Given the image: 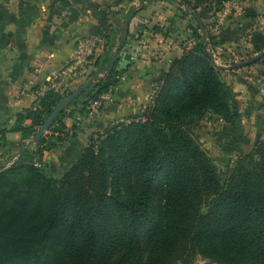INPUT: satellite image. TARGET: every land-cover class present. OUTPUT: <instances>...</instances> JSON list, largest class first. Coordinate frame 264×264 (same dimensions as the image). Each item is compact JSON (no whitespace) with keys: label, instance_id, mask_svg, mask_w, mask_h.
<instances>
[{"label":"trees","instance_id":"16d2710c","mask_svg":"<svg viewBox=\"0 0 264 264\" xmlns=\"http://www.w3.org/2000/svg\"><path fill=\"white\" fill-rule=\"evenodd\" d=\"M226 1L183 0L185 13L195 20L192 46L174 60L142 113L95 133L60 177L46 170L45 152L77 136L78 119L69 128L66 117L78 108L85 118L89 101L123 78L121 51L107 68L119 45L117 34L143 1L105 36V50L94 63L99 78L39 141V129L66 97L55 87L17 114L13 130L22 133L21 140L9 141L7 130L0 129V154L20 152L0 166V264H192L197 256L217 264H264V139L223 181L195 130L208 112L228 120L237 94L219 74L213 47L220 42L198 11L206 2L219 11ZM252 43L254 52L263 50L264 33L255 32ZM81 97L86 98L76 105ZM158 187L164 203L153 208Z\"/></svg>","mask_w":264,"mask_h":264},{"label":"crops","instance_id":"0c3cea01","mask_svg":"<svg viewBox=\"0 0 264 264\" xmlns=\"http://www.w3.org/2000/svg\"><path fill=\"white\" fill-rule=\"evenodd\" d=\"M137 1H130L128 5V0H124L116 5L115 0H0V129L7 130L9 141L18 142L22 138L20 131L13 130L17 114L38 104V95L46 91L47 82L55 75H67L73 70L70 63L76 42L93 34L104 35V39L113 35L119 20ZM198 11L218 37V52L241 59L247 54L256 55L252 36L255 32L264 33V0H229L216 12L206 2ZM113 12L117 13L115 18ZM126 21L127 35L121 50V63L126 72L111 91L106 108L85 118L76 108L73 117L65 118L69 128L76 119L81 120L77 122V136L45 152V168L54 176L63 175L71 167L95 133L118 120L142 113L174 60L192 46L189 45L192 43L190 26L195 25V20L185 13L182 4L148 0ZM243 69L246 74H253V77L247 75V79L254 83L253 91L248 93V101L254 106L249 108L251 114L243 113L244 118L249 117L255 127L262 126L264 66L256 63ZM82 81L61 77L55 88L66 94L71 87L77 89ZM243 86L247 91V86ZM252 95L260 101H252ZM248 101H241L243 110L250 105ZM25 124L29 125L30 120ZM19 153L13 150L0 154V166L11 163Z\"/></svg>","mask_w":264,"mask_h":264},{"label":"rangeland","instance_id":"374dc122","mask_svg":"<svg viewBox=\"0 0 264 264\" xmlns=\"http://www.w3.org/2000/svg\"><path fill=\"white\" fill-rule=\"evenodd\" d=\"M128 0L127 4L130 3ZM143 1V2H142ZM148 0H141L143 4ZM173 3L179 4L177 0H171ZM193 2V0H191ZM139 0L136 2V4ZM134 4V5H136ZM129 5V4H128ZM132 5L130 9L134 6ZM122 11V10H121ZM120 11V12H121ZM117 42L120 40V34H117ZM214 50L215 62L218 67V71L220 76L229 84L233 86V88L238 91V94L235 96V100L233 101L232 111L230 114V118H224L218 114L213 112H208L205 117L200 121L199 125L196 127V133L199 136L200 141L203 146L207 149L208 153L211 155L213 161L217 165L218 171L222 180H226V178L232 173L235 166L237 165V161L241 156L249 154L256 142L258 140L264 139V125L255 127L254 124L251 123V119H245L244 114H251L249 108L253 107L254 104L248 101L249 92L253 91L254 83L253 80L247 79V75L253 77V74H246L243 69L244 65L241 63L244 59L251 60L252 58L259 55L263 50L254 52L256 55L251 56L247 54L243 59L240 57H230L225 56L216 50ZM113 51V50H112ZM220 51V50H219ZM225 56V57H224ZM243 54H241V57ZM232 58V60H231ZM236 61H235V59ZM122 60V59H121ZM234 63H239L240 67L232 66ZM260 65L264 66V59L259 62ZM255 65V64H252ZM119 69H124L123 63L118 64ZM235 68V69H234ZM98 71V70H97ZM102 74V73H101ZM249 77V76H248ZM90 78L98 79L99 75L96 73V68H90V72L88 75L82 79V85ZM249 80V83H248ZM245 84L246 88L243 86ZM73 83L70 85L72 86ZM79 85V86H80ZM77 86V87H79ZM70 92L74 91L76 88H69ZM69 93H66V96ZM86 97L79 98L76 105L82 103V101ZM252 101H260V98L252 95ZM248 101L250 105L247 110H243L241 106V101ZM242 107V108H241ZM244 113V114H243ZM8 149V148H6ZM57 177V176H56ZM60 177V176H59ZM164 191L162 187H158L155 197L153 198V208H157L164 203L163 200ZM216 197H210L203 206V211L206 212L214 203ZM192 264H217L207 258H203L201 256H197L195 261Z\"/></svg>","mask_w":264,"mask_h":264},{"label":"built area","instance_id":"2783aa9c","mask_svg":"<svg viewBox=\"0 0 264 264\" xmlns=\"http://www.w3.org/2000/svg\"><path fill=\"white\" fill-rule=\"evenodd\" d=\"M105 44L104 37L97 34L79 39L76 42L74 55L70 63L73 70L67 75H63L62 73L55 75L49 81V85H46L45 88L56 87V84L61 77H66V79H69L70 81L83 79L85 75L89 74L90 68H96L94 63L97 57L104 52ZM189 45L191 46L192 43ZM110 99L111 91L103 93L97 99L90 100L87 106L89 113H97L102 108H106L109 105ZM78 120H81V118L79 117Z\"/></svg>","mask_w":264,"mask_h":264},{"label":"water","instance_id":"95a60500","mask_svg":"<svg viewBox=\"0 0 264 264\" xmlns=\"http://www.w3.org/2000/svg\"><path fill=\"white\" fill-rule=\"evenodd\" d=\"M179 3H181L182 5L184 4L183 0H177ZM127 22L124 24L123 26V30H122V34L120 36V40H119V45L118 48L116 49L115 55L112 58L107 71H110L112 69V67L114 66L117 56L119 55L123 44L125 42L126 39V35H127ZM204 39H207L206 33H204ZM264 56V49L263 51L257 55L256 58L262 57ZM236 67H240V65H237ZM93 78H90L88 81H86L85 83H83L80 87H78L77 89H75L74 91H72L71 93L68 94V96H66L56 107L55 109L50 113V115L47 117V119L45 120L44 124L42 125V127L39 129L36 137H35V141H39V139L43 136V134L48 131V129L50 128L51 124L53 123V121L55 120V118L59 115V113L61 111H63V109H65L73 100H75L77 97H79L80 95H82V93L84 91H86V89H88V87L90 86V84L92 83Z\"/></svg>","mask_w":264,"mask_h":264}]
</instances>
